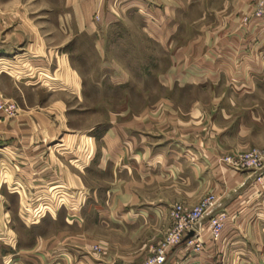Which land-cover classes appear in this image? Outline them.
Segmentation results:
<instances>
[{
    "label": "crops",
    "instance_id": "1",
    "mask_svg": "<svg viewBox=\"0 0 264 264\" xmlns=\"http://www.w3.org/2000/svg\"><path fill=\"white\" fill-rule=\"evenodd\" d=\"M45 1L42 8H59L66 44L53 45L43 28L25 16L24 8L35 5L0 0V93L8 86L15 95L3 96L18 109L16 116L0 119V264H140L170 227V208L191 207L207 194L219 199L212 214L225 215L219 238H211L207 217L196 242L182 240L168 251L164 264H264V183H254L250 172L216 163L221 153L231 152L232 144L220 142L251 140L247 113L239 114L237 129L212 124L202 133L197 127L201 108L206 117L227 121L232 116L227 110L264 87V21L252 18L245 0L225 19L231 22L222 34L213 27L160 58L165 65L157 76L167 92H213L222 78L231 101H192L187 114L192 120L181 121L180 128L166 116L155 131L144 107L138 118L113 121L91 133L95 128L71 126L72 108L65 100L70 96L83 102L86 92L85 65H73L70 36L89 39L103 61L111 8L120 13L156 8L158 22L145 23L157 30L154 43L167 46L169 25L161 15L184 5L176 0H104L101 6L94 0ZM228 5L223 1V9ZM97 11L98 23L93 18ZM146 69L119 64L117 70L99 69L96 76H112L118 87L129 77L149 73ZM41 90L66 96L43 102L24 97ZM171 105L163 100L159 108ZM60 219L78 220L81 226L94 222L97 232L90 235L81 228L74 242L70 234L41 232L43 223ZM95 244L102 251L93 252Z\"/></svg>",
    "mask_w": 264,
    "mask_h": 264
},
{
    "label": "rangeland",
    "instance_id": "2",
    "mask_svg": "<svg viewBox=\"0 0 264 264\" xmlns=\"http://www.w3.org/2000/svg\"><path fill=\"white\" fill-rule=\"evenodd\" d=\"M38 1L23 0L24 5H35V8H24L25 16L29 18V20H34L36 24L43 28L41 30L43 31V35L47 36L49 42L53 45L59 46L60 44H66L69 36L64 35L63 28L60 27L61 19L59 18V8H42V2L48 5L47 2L45 0ZM170 1L173 2V4L175 3V0ZM176 1H178L179 4L181 3L182 6L184 5V8H170L167 14L161 15L163 18L167 17L169 25V29L167 30V34H169V43L167 46L154 43V39H156L158 35L157 30L149 29L145 23L147 20L152 24H154V21L158 22L159 14L155 13L156 8H140L141 12L131 10L124 13L115 10L117 8H111L113 9L111 12H113L114 17L110 26L104 29L105 44L103 49L105 55L103 61L99 58L95 49L92 48L89 39L82 36L76 38H74L73 35L70 36L72 43L69 45L70 48L67 49L70 51L72 59H76L77 63L74 60L73 65L81 62L85 65L83 69L87 73V76L84 77L86 92L83 102H77L73 97L64 94L54 95L46 93L43 91L45 89L35 94L24 93V97L27 95L26 98H30L29 100L31 101L33 100V96H35L37 100L43 102L44 100L51 101V98L55 96H60L63 99L66 96L67 98H65V100H67L69 106L72 108L68 110V113L72 115L71 126L77 129L95 128L91 133L97 132V129L106 128L111 125L113 121H115V123H124L132 117L138 118L140 117V113L144 111V107L148 115H151L153 118V126L156 127L154 128L155 131L159 132L161 127L159 119L165 118L166 116L167 118H171L170 120L174 121L177 127L180 128L184 126L181 121L188 122L192 120V118L187 116L189 112L188 107L192 101H203L204 103L213 97H215V100L223 99V101L226 102L229 100L231 101V97L232 99L234 98L233 94L222 87L226 85V82L222 80V78L218 81V86L213 92H208L207 89L167 92L159 84L157 75L159 70L161 68L163 69L165 65V60H160L164 51L172 53L181 47V42L185 40L191 41V39L197 37V35H206L213 27H217V31L222 34L224 30H227L225 26L228 25V22H231L229 20L225 22V19L231 15L232 11L237 10L236 7L243 5L242 2L245 0H226L230 4L226 9L222 7L223 1L225 0H200L195 4H192V0ZM182 2H184V4H182ZM244 3L243 6H245V8H252V0H246ZM49 9H52V11ZM118 10L122 9L118 8ZM238 15L239 14L236 13L232 23L236 24L239 19ZM93 18L96 23L99 22V20H95L94 16ZM177 24L178 26H176ZM149 36H151L152 39H150ZM80 58H83V60L80 61ZM119 64L125 67L133 66L137 69L147 68L146 70H149V73H143L136 77H129L128 81L129 79L130 81L128 83L126 82L124 85L118 87L114 86L117 81H115V78L112 76H107L105 78L96 76L99 69L104 68L113 71L118 69ZM120 81H122V78H120ZM4 88L7 90L6 93H3L5 97L8 98L11 97V95H15L8 92V86ZM163 100H167L169 103H172V105L167 106L166 109L163 107L159 108ZM200 111H202V117L197 127L201 128L200 132L202 133H207L212 124H217L224 129H237L238 126H236V124L239 120V114L245 112L247 113V118L246 120L244 119V121L252 126L251 140L247 142L248 144H243L239 140L229 139L220 142L221 144L230 143L232 146L230 147L231 152L221 153V156L217 157L216 163L218 166H225L222 162L225 158L238 160L241 155L247 152L260 151L264 148V87L260 88V90L255 93L249 94L247 98L242 99L237 109L227 110L229 115H232L227 121L224 117L218 116H214L210 119V116L206 117V114H203V108H201ZM204 111L206 112V110ZM178 114L179 116L176 117ZM241 144L242 146H239ZM242 148L243 150H241ZM105 178L108 180L107 177ZM207 196L217 198L213 194H207L203 198ZM203 198H201L199 202ZM198 203L191 207H195ZM79 224L78 220H68L64 222L62 219L55 222H45L41 226V232L56 234L62 237L69 236L70 234L73 242L74 240H80L79 234L81 228L87 227L90 235H94L97 232L93 227L94 222H83L82 226ZM25 235L27 236V234ZM164 236L158 242L148 247L147 253L140 257V264L150 259L159 250ZM92 239L96 240L94 238ZM92 248L94 249L92 250L93 252H95L96 249L102 251L100 244H95Z\"/></svg>",
    "mask_w": 264,
    "mask_h": 264
},
{
    "label": "built area",
    "instance_id": "3",
    "mask_svg": "<svg viewBox=\"0 0 264 264\" xmlns=\"http://www.w3.org/2000/svg\"><path fill=\"white\" fill-rule=\"evenodd\" d=\"M98 6H101L104 0H94ZM252 18L264 21V0H252L250 9ZM100 13L97 11L94 15L95 20H99ZM18 109L16 104L6 99L0 93V119L12 118L16 116ZM223 164L229 168L250 172L255 182L264 183V148L260 151L247 152L239 157L238 160L225 158ZM219 199L213 196L203 198L195 207H188L183 204H175L169 211L170 227L165 232L164 240L159 250L142 264H164L168 251L177 246L189 232H193L195 240L199 238L202 222L207 220V227L211 238L218 239L225 220L224 214H212V211L218 204ZM195 244V248H199ZM96 251H99L96 249Z\"/></svg>",
    "mask_w": 264,
    "mask_h": 264
},
{
    "label": "water",
    "instance_id": "4",
    "mask_svg": "<svg viewBox=\"0 0 264 264\" xmlns=\"http://www.w3.org/2000/svg\"><path fill=\"white\" fill-rule=\"evenodd\" d=\"M193 237V232H189L183 239V242H188Z\"/></svg>",
    "mask_w": 264,
    "mask_h": 264
}]
</instances>
